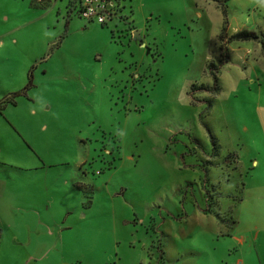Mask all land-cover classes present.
<instances>
[{"label":"rangeland","instance_id":"374dc122","mask_svg":"<svg viewBox=\"0 0 264 264\" xmlns=\"http://www.w3.org/2000/svg\"><path fill=\"white\" fill-rule=\"evenodd\" d=\"M114 1L0 0V98L33 74L0 114V264H264L262 44L221 42L214 0ZM227 5L263 37L264 0Z\"/></svg>","mask_w":264,"mask_h":264},{"label":"trees","instance_id":"16d2710c","mask_svg":"<svg viewBox=\"0 0 264 264\" xmlns=\"http://www.w3.org/2000/svg\"><path fill=\"white\" fill-rule=\"evenodd\" d=\"M87 1H90V0H86V1L85 0H65L67 9H69L68 13L71 12L70 8L72 7L73 8L72 10L75 11V13L77 14L78 17L81 16L80 18H86L89 21H91L95 17H97V20L100 23H102V25H104L108 22H111V21L118 20L116 17V12H117L116 8H118V7H117V3L115 4L114 0H107L110 2V5L108 6L107 10L105 11L107 14V21H105L104 18L102 20H99L100 17H103L102 12H98L94 15L85 16L84 13L89 8H92L91 6H89L88 3H86ZM101 1L103 2L106 0H101ZM214 1H216L220 5L221 11L224 15V23H223V26L221 28V42H224L225 39H227L226 43L231 42V41H235V40L238 41V40L254 39V40L260 41V43L262 44V47L264 49V39H263L264 35H262L263 37H260L250 30H243V31H240L238 33L232 34L229 37H227V29H228V24H229V20L227 18V6H228L227 3L229 0H214ZM51 3H52V0H39V4H40L39 6L47 7V6H50ZM102 6H104V4ZM67 23H68V21H67ZM227 48H228L227 46H224L225 50H227ZM223 57L225 60L222 62L223 63L227 62L228 61L227 52L223 54ZM32 75H33L32 71H30L28 73V82L26 83V85L22 89H20L16 92L8 93V94L4 95L2 98H0V114H2V111L9 104L15 105L17 102L16 101L17 97L22 96V95H27V91L33 86V76ZM213 80L215 82L214 87H213L214 93L219 92L220 91L219 85H216L217 84V78H214ZM208 182H209L208 181V175L206 174V171H205V174L203 175V183H205V186L202 185V187L206 193L210 190L209 189L210 187L207 185ZM84 189H86V185H85ZM89 191L92 193L94 191V186L89 187ZM88 198H89V200H88L87 205H90L92 203V199H91L92 196L88 197ZM157 248H158L157 249V251H158L157 257L161 258L160 264H173V263H169V262L167 263V261L164 257L165 256L164 254H166L167 252L163 248L161 240L159 241Z\"/></svg>","mask_w":264,"mask_h":264},{"label":"built area","instance_id":"2783aa9c","mask_svg":"<svg viewBox=\"0 0 264 264\" xmlns=\"http://www.w3.org/2000/svg\"><path fill=\"white\" fill-rule=\"evenodd\" d=\"M95 14V11L93 10V8H89L85 13L84 15L85 16H88V15H94ZM103 17H100L99 20H102Z\"/></svg>","mask_w":264,"mask_h":264},{"label":"snow or ice","instance_id":"6c2138e0","mask_svg":"<svg viewBox=\"0 0 264 264\" xmlns=\"http://www.w3.org/2000/svg\"><path fill=\"white\" fill-rule=\"evenodd\" d=\"M261 34L264 35V32H262ZM208 90L211 91L212 89H208ZM211 118H212L211 115H209V119H211ZM205 126L211 127L210 124H208L207 122H206Z\"/></svg>","mask_w":264,"mask_h":264},{"label":"crops","instance_id":"0c3cea01","mask_svg":"<svg viewBox=\"0 0 264 264\" xmlns=\"http://www.w3.org/2000/svg\"><path fill=\"white\" fill-rule=\"evenodd\" d=\"M51 6V5H50ZM50 6H47V7H50ZM41 7H43V8H47V7H44V6H41Z\"/></svg>","mask_w":264,"mask_h":264}]
</instances>
